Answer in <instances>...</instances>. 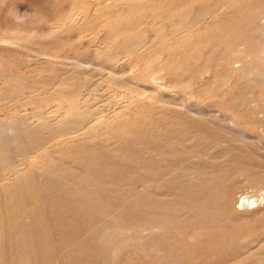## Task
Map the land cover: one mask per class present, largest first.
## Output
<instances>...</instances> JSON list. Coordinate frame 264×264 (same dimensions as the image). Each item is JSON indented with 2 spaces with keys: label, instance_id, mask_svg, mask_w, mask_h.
Returning a JSON list of instances; mask_svg holds the SVG:
<instances>
[{
  "label": "rangeland",
  "instance_id": "374dc122",
  "mask_svg": "<svg viewBox=\"0 0 264 264\" xmlns=\"http://www.w3.org/2000/svg\"><path fill=\"white\" fill-rule=\"evenodd\" d=\"M2 2L3 15L29 8L46 19L34 26L44 38L0 40V126L67 125L35 134L21 150L0 144V264H264V222L252 213L264 203L242 204L264 193V83L232 63L264 50V18L253 20L255 9L241 11V1L216 11L196 0ZM238 22L246 39L234 36ZM155 77L164 97L149 89ZM227 194L234 202L225 216ZM67 196L70 211L55 213L52 198ZM210 206L213 219L198 215ZM93 212L130 230L88 242L79 230ZM155 214L170 244L150 251L145 231L159 223ZM208 227L225 243L213 248ZM191 234L197 243L184 240Z\"/></svg>",
  "mask_w": 264,
  "mask_h": 264
},
{
  "label": "bare ground",
  "instance_id": "6f19581e",
  "mask_svg": "<svg viewBox=\"0 0 264 264\" xmlns=\"http://www.w3.org/2000/svg\"><path fill=\"white\" fill-rule=\"evenodd\" d=\"M34 1H36L37 3H43V0H34ZM239 1L243 2L244 7H241V3H239ZM196 2H198V4H208L211 7L213 6L212 7L214 9L213 11H216L219 8H223V7L227 8V6H229V5H238L239 7H241V11H243L242 9L246 10L247 7L248 8L253 7L255 9L254 12L258 14V17L253 18V20L264 18V0H216L214 5L211 4L210 0H196ZM3 5H4V2H2L0 5V19L3 17L5 18L4 23H2L3 27L0 25V40L1 41H4L8 44H16V43H19L21 40L28 38V37H32V36H40V38L45 37L43 32H39V30L34 27L35 25L41 24V22L46 19L45 15L43 14V12L41 10H37L34 13H30L29 8L22 10L21 12L18 9H15V10H9L6 13V15H3V12H2ZM212 8H208L205 10H199L195 15V19H197L198 16H200L201 14L207 12L208 10H210ZM188 10H189V7H185L186 12L182 13L183 18L189 19L191 17V14L187 12ZM121 12L122 11L120 10L113 17H119ZM237 20H241V19H237ZM233 27L235 29V31H233V32L235 33L234 36L236 38L239 39V37L237 36L236 33H239L243 39L247 38L249 31L247 29H245L244 24L242 22L234 23ZM263 34H264V32L262 33V35ZM221 44L223 45L224 42L222 41ZM133 46H136V44ZM102 55L104 57L107 56V54H105V53ZM263 58H264V50H260L259 53H256L253 58L250 56L247 58H239L238 60H233V62H232L233 63V72H235L236 74H243L242 76L247 75L250 77H256V78H258L259 82L264 83V74L261 75L258 73L259 66L264 65V59ZM252 60L256 62V66H254L255 68L249 69L248 68L249 63ZM239 63H243L246 69L243 67H237V64H239ZM77 64H79V62H77ZM93 68H97V66H93ZM231 77L236 78V75H231ZM161 78L163 79V77H160V78L155 77V78H152V81L148 82V84L151 86L149 89L152 90V92L158 97H164L163 96L164 91L167 90L166 85L164 83H161V84L157 83ZM203 78H205V76H203ZM8 84H9V88L11 90H13L15 88L16 83L12 79L9 80ZM188 87L189 86L187 84L184 87V90L188 89ZM70 102L72 105L75 106V108H79L82 105V104H78V102H80V101L77 98H70ZM199 103L200 102L197 103V106H199ZM71 113H72V111L70 112V114ZM62 120H65V119H62ZM225 122L228 123V126L231 125L233 128L238 127V125L235 122H231L227 118H225ZM100 124L101 125L108 124V120H106L104 118L100 122ZM64 125H67V124L65 122H60V121L59 122L49 121V122H47V124L41 123L39 125H35L33 122H29V121H24L21 124H15V122H13V120H12L11 123H9L7 125L0 126V144L3 146V150H7V149L21 150L24 148L25 145H27V144L31 145L34 142L33 138H34L35 134L44 133V132H47V133L56 132L58 129H60ZM71 129H72V126L67 127V130H71ZM9 164L10 163H6L4 165L8 166V169L10 170V172H12V170L14 171L13 175H17V174L21 173L22 170L16 171V167H18L17 165H13L12 167H10ZM150 165H152V164H145V166H147L148 168ZM105 170H106V167H105ZM101 171H102V169H101ZM151 177L153 178V174L151 175ZM95 178H98L99 180L102 178H105L104 173L99 172V174L95 175ZM32 187H34V185ZM253 197L254 198L257 197V200L251 202L250 200ZM253 197H244L242 204L244 205L245 204L244 202L247 201L248 207L252 206L253 203H256L257 207H259L260 204L264 203V193L261 194L260 196L254 195ZM221 200H224L223 201L224 202L223 203L224 208L223 209L219 208V210L221 211L222 215L227 216L228 214H230L233 211V209H232L233 202H234L233 198L230 194H227ZM50 204H51V207L53 208V210L55 211V213L63 214L64 212L68 213L70 211V199L68 198V196L65 198H61V199L52 198V201ZM90 212H92V211H90ZM127 212H128V210H127ZM216 212H217L216 207L210 206V208H207V209L203 208L202 211H199L198 215L202 216L203 219H210L211 220L216 216ZM252 213H254L255 215H260L262 217V220L259 223L264 222V207L260 210L256 209L255 211H252ZM90 215L92 216V218H90L91 223L86 221L90 225L87 226L84 224L85 225L84 229L79 230L82 232H88L89 233V237L87 239L88 242L91 239L94 242V240L98 236L99 237V238H97L98 241H100L102 243V241L107 240V237L111 234H116L115 236H117V235L124 236L123 234H125L126 232H128L130 230V229L124 228V226L121 224V219H118V222H117V219H115L116 220L115 223L112 225H109L108 223L99 222L96 219V216L98 215L96 212L95 213L93 212ZM133 218L136 219L137 216L133 215ZM154 218L159 220V223H157L154 226H149V229L147 231H145V234L147 236L146 242L148 241L147 243H145V245L147 244L146 247H148L149 242H154L152 244L150 251H154V249L161 248L159 246L161 244H163V246L165 245L166 247L169 246V244H170L168 238L165 237V234L163 232L164 229H160L163 226H164L163 228L166 227L165 225H163V223H165V222H163V223L161 222V219H163V217H159L157 214H155ZM40 222H42V221L40 220ZM84 222H85V220H84ZM155 222H157V221H155ZM132 223H134V225H136L135 222H132ZM249 224H251V226H252V224H254V222H246V225H249ZM80 225L78 224L77 229H80ZM68 228L72 229L73 227L71 225H68ZM215 228L216 227H213V228L208 227L207 232H206V234L208 235V240L210 242H212L213 248L218 247L219 244H221V243H225V237H222V239L220 241H215V238L212 235V234H214ZM221 236H223V235L221 234ZM158 238H160L161 241H156V239H158ZM187 239L191 242L194 241V243L198 242L197 236L195 234L187 235V237H185L184 240L186 241ZM94 243H96V242H94ZM104 244H108V243L105 242ZM172 249H174V247H172ZM102 253H103V251H102ZM115 253H117V252H115ZM91 254H92V256H94L93 253H91ZM159 257L160 258H172L174 256H172V253H169V254L165 253L164 255H162V256L160 255ZM174 261L175 260H173L172 262H174ZM258 263L259 262L250 263V264H258Z\"/></svg>",
  "mask_w": 264,
  "mask_h": 264
},
{
  "label": "built area",
  "instance_id": "2783aa9c",
  "mask_svg": "<svg viewBox=\"0 0 264 264\" xmlns=\"http://www.w3.org/2000/svg\"><path fill=\"white\" fill-rule=\"evenodd\" d=\"M251 203V202H250Z\"/></svg>",
  "mask_w": 264,
  "mask_h": 264
}]
</instances>
